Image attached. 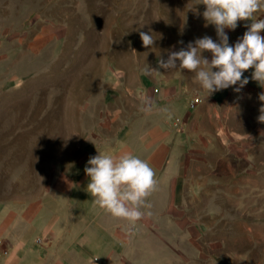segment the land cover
I'll use <instances>...</instances> for the list:
<instances>
[{
	"label": "rangeland",
	"instance_id": "rangeland-1",
	"mask_svg": "<svg viewBox=\"0 0 264 264\" xmlns=\"http://www.w3.org/2000/svg\"><path fill=\"white\" fill-rule=\"evenodd\" d=\"M199 2L0 0V198L13 201L21 188L24 200L41 196V185L61 171L68 152L98 149L100 141L105 150L110 129L145 109L137 90L149 71L166 70L158 61L197 37L216 39ZM254 18H264V10ZM250 23L225 29L229 43ZM141 31L156 37L152 46L142 44ZM257 142L264 147V129ZM240 171L248 174L245 184L216 187L213 203L209 195L196 204L202 232L192 235L170 216L154 218L148 231L136 232L143 248L128 258L133 264H264V154L262 166ZM23 178L39 185L21 184Z\"/></svg>",
	"mask_w": 264,
	"mask_h": 264
},
{
	"label": "crops",
	"instance_id": "crops-1",
	"mask_svg": "<svg viewBox=\"0 0 264 264\" xmlns=\"http://www.w3.org/2000/svg\"><path fill=\"white\" fill-rule=\"evenodd\" d=\"M251 72L244 71L249 80L239 92L230 86L208 95L193 71H149L137 90L145 109L135 120L110 129L112 141L105 150L98 141V149L81 148L74 156L68 152L61 171L41 185V196L24 200L21 188L13 201L0 198V264H133L130 251L143 248L136 232L148 231L158 217L177 219L192 235L202 232V210L196 204L209 201V195L213 203L216 187L245 184L248 174L240 170L263 164L264 147L257 141L264 129L258 120L264 83L251 79ZM154 81L159 92L149 86ZM197 93L202 99L191 107ZM123 152L147 160L157 181L145 198L151 214L134 223L100 208L86 188L84 167L90 156ZM23 182L39 185L32 179Z\"/></svg>",
	"mask_w": 264,
	"mask_h": 264
},
{
	"label": "clouds",
	"instance_id": "clouds-1",
	"mask_svg": "<svg viewBox=\"0 0 264 264\" xmlns=\"http://www.w3.org/2000/svg\"><path fill=\"white\" fill-rule=\"evenodd\" d=\"M204 5L200 15L206 24L214 26L216 39L207 34L187 42L178 50H171L166 59L158 61L168 71H193L195 80L208 95L235 86L239 92L248 83L243 75L252 69L251 79L264 83V18L254 14L264 10V0H200ZM197 3V4H199ZM240 20H250L246 30L235 42L229 43L225 29L234 30ZM144 46H152L156 37L151 32L139 33ZM178 43H183L179 41ZM210 53L205 56L204 52ZM151 69L149 66L145 71ZM264 101V92L259 94ZM258 120L264 121V105ZM84 172L88 177L87 192L95 204L115 217L130 222L150 215L146 197L156 186L155 172L149 162L132 152L119 155L97 153L86 161Z\"/></svg>",
	"mask_w": 264,
	"mask_h": 264
},
{
	"label": "built area",
	"instance_id": "built-area-1",
	"mask_svg": "<svg viewBox=\"0 0 264 264\" xmlns=\"http://www.w3.org/2000/svg\"><path fill=\"white\" fill-rule=\"evenodd\" d=\"M160 88L159 87H155L154 91L155 92H159ZM202 97L197 93L196 95H194V97L192 98V100L190 101V106L194 107L196 106V104H198L201 101ZM177 121H179V118H176ZM1 245V243H0Z\"/></svg>",
	"mask_w": 264,
	"mask_h": 264
}]
</instances>
